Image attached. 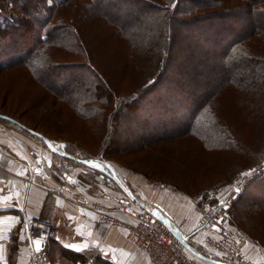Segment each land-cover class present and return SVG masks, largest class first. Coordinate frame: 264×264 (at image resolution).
Here are the masks:
<instances>
[{"label":"rangeland","instance_id":"rangeland-1","mask_svg":"<svg viewBox=\"0 0 264 264\" xmlns=\"http://www.w3.org/2000/svg\"><path fill=\"white\" fill-rule=\"evenodd\" d=\"M195 20L189 23L182 20L176 26L177 37L174 36L170 43L171 58H169V68L165 74L168 80V77H173V73H176L178 69L184 67L190 69L192 64L189 61L190 57L206 59L209 62L206 68L199 67L200 73L197 75L195 72L196 76L192 75L193 80L184 78L182 83L184 86L192 85L195 89L193 95L199 98L201 93L208 89L201 84L203 78L210 76L217 65L213 63L216 59L213 57L214 54L209 53L210 44H205L209 38L208 35L203 32L205 36L202 37L203 40L202 38L200 40L201 34H198V31L202 33V30H205V24L209 18ZM198 21L204 23L203 27L197 24ZM242 23L243 21L238 22L236 27H240ZM196 26L199 27L196 28ZM87 40L91 41L89 36ZM19 43V40H14V44ZM14 44L12 43L10 48L0 44V60L7 58L11 52L17 51ZM102 47L104 46L101 43H97L54 50V57L51 59H54L52 63H55L58 68L55 71H46L45 76L50 78L55 85L56 79L59 82L66 79L60 74L57 75L58 71L67 72L70 70L73 72L78 83L80 82V87L85 91L79 96V101L76 97L70 98L68 101L62 100L42 81L34 79L23 65L0 70V112L13 115L23 123L40 132H45L53 144L65 145L62 150L72 156H67L68 159L63 161V154H59L63 161L62 168L66 171L76 169L78 166L85 167L80 163V159L87 156L98 160V163H109V168H114L116 176L123 175L126 178L129 189L132 187L139 196L141 195V198L151 202L157 201V206L161 205L165 211L168 210L172 223L180 230L184 228L188 233L195 229L200 233L203 229L204 243H207L209 236H219V231L211 229L209 223L200 229L211 206L219 198L228 195L232 183L244 182L245 187L247 182L243 193L237 195L236 192H232L224 213L227 212L229 217L228 224L238 230H244L249 235L243 245L250 259L257 264L258 261L247 252L250 244L259 247L261 258L264 259V245L254 238L255 235L258 239L264 240V175H262L264 172V150L263 154L259 156L260 150L264 149V110L256 112L254 116L250 117V113L247 114L244 113V110H240L237 104L231 101V98L227 100L228 111H225L220 104L215 105L217 107L215 113L212 111L208 113L214 119V126L217 125L213 130V140L223 139L230 142L235 139L237 142L230 143L229 149L219 153L216 159L217 151L205 150L196 139L191 140L192 144H188L187 140H172L151 142L147 145L143 143L141 146L143 140H152V137H155L148 133L149 131H144L145 127H142L144 123L152 125L161 119L169 122V117L177 114L179 119L175 121V124L178 126L180 121H183L184 124L187 116L185 111L194 108L195 103L189 104L187 108H185L186 103L182 107L178 105L182 102L181 98L184 94L180 93L177 87H163V83L166 82L163 78L159 80L162 87L159 86L154 91H148L149 93L145 92L146 99L143 102L146 103L142 105L144 107L142 114L136 113L132 118L125 121L120 120L119 125H113V121L109 119L117 110L113 103L114 98L111 99L109 94L112 93L111 89L100 88L102 77L99 75L97 78L94 77L93 70L89 66L83 68H79V66L75 68L74 65L70 68L64 67L70 63L90 60L99 68L100 72L103 71L110 81L111 87V82L119 86V90H121L119 95H127L129 90H133L135 80L131 74L125 73L126 70L122 69L121 63L119 64L118 59L123 60L125 55L119 58L120 56L114 54L115 52L112 50L107 51L104 48L105 50L100 51ZM99 52L100 54H98ZM111 52L112 56L109 55ZM207 58H211V60ZM153 59L157 60L154 65H142L139 74L143 77L138 79V85H136L139 88L144 87L146 83H153L159 76L156 74L165 65L163 56L159 58L156 55ZM114 70L118 73L115 74ZM127 70L130 71L131 68ZM98 85L97 91L100 92V95L91 91L95 90ZM88 88L90 91L87 90V92ZM142 91L141 89L138 93ZM160 104H162V108ZM103 111L108 112V116L102 117ZM256 116L259 117V120L255 119ZM260 121H262L261 124ZM0 124L11 130L17 128L13 126L14 124L2 120H0ZM168 128L171 129V126L169 125ZM17 131L20 135L34 137L40 144L48 146L43 136L38 139L32 134H25L20 128ZM116 134L121 135L122 140H114L113 137L118 136ZM121 142H124L123 146H121ZM250 144H253L254 148ZM115 145L120 146V148L118 147L119 151L114 149ZM104 152H108L110 158H106L107 154L105 155ZM90 166L93 170H89V175L91 184L94 185L98 179L95 177L96 167L92 164ZM245 173L247 175H244ZM110 178L112 179V177ZM112 180L111 182V180L105 179V183L111 182L115 185L118 183L116 179ZM251 186L254 188L249 191ZM242 201L251 204V208L239 210L236 213L238 216L236 218L235 211L241 206ZM188 242H190L189 239ZM215 256L218 258L220 252L219 254L216 252ZM199 261L202 264H213L200 259ZM145 262L153 264L146 257ZM258 263L264 264V261Z\"/></svg>","mask_w":264,"mask_h":264},{"label":"trees","instance_id":"trees-1","mask_svg":"<svg viewBox=\"0 0 264 264\" xmlns=\"http://www.w3.org/2000/svg\"><path fill=\"white\" fill-rule=\"evenodd\" d=\"M197 18H209L205 24L206 31L202 30V33L198 31V34H201L198 36L199 39L205 36L203 32L208 35L205 44H210L209 53L214 54L213 57L216 59L213 63L217 65L210 76L203 78L201 84L208 89L202 92L199 98L193 95L195 89L192 85L184 86L182 83L184 78L193 80V76L200 73L199 67L206 68L209 63L206 59L190 57L189 61L192 63L190 69L180 68L173 73V77H168V80L165 74L171 58L170 43L174 36L177 37L176 26L182 20L189 23L196 21ZM240 21L243 23L237 28L236 24ZM197 24L201 27L204 25L199 21ZM88 36L93 42L87 40ZM14 40H19L20 43L14 44ZM12 43L17 51L0 60V70L23 65L34 79L42 81L65 101L75 97L79 101V96L85 91L70 70L58 71L57 75L60 74L66 79L60 82L56 79L55 85L50 78H46V71L51 72L58 68L52 63L54 59H51L54 57V50L69 49L74 45L101 43L104 47L100 48V51L106 48L107 51H114L119 58L125 55L123 60L118 59L119 64L121 63L122 69L126 70L125 73L131 74L135 80L133 90H129L127 95H119L121 92L119 86L111 82V87L103 71L100 72L90 60L64 65L67 68L73 65L75 68L89 66L94 77L97 78L98 75L102 77L100 88L111 89L112 93L109 94L111 99L114 98L113 103L117 110L109 119L113 121V125H119L120 120L132 118L136 113L142 114L144 108L142 105L146 103L143 102L146 99L145 92L156 90L161 86L159 80L163 78L166 80L163 87H177L178 91L184 94L182 102L178 105L182 107L186 103L187 108L189 104L195 103L194 108L185 111L187 116L184 124L183 121H180L178 126L175 124L179 119L177 114L171 115L169 122L161 119L152 125L144 123L142 126L145 127L144 131H149L148 133L155 137H152V140H143L141 146L143 143L147 145L151 142L172 140H187L188 144H192L191 140L196 139L205 150L217 151L216 159L219 153L229 149L230 143L237 142L235 139L230 142L223 139L213 140V130L217 125L214 126V119L208 113L210 111L215 113L217 108L215 105L220 104L228 111L227 100L231 98L240 110L250 113V117L264 110V0H52V3H48L47 0H0V44L10 48ZM112 54L109 53L110 56ZM156 55L159 58L163 56L165 65L156 74L159 76L153 83H146L148 85L146 88V85L139 88L136 85L138 79L143 77L139 74L142 65H154L157 60L153 58ZM59 66L63 67L61 64ZM128 68L131 70L128 71ZM113 72L118 73L116 70ZM99 85L95 90H91L96 95H100L97 91ZM141 89L143 91L138 93ZM87 90L90 91V88ZM3 113L0 112V120L14 124L17 130L20 128L27 135L32 134L38 139L40 136L35 132L48 135L13 115ZM101 115L108 116V112L103 111ZM255 119L259 120V117L256 116ZM169 125L171 129L168 128ZM116 135L118 136H114V140H122L121 135ZM123 143L121 142V146ZM252 145L250 144L254 148ZM118 147L120 148L115 145L114 149L119 151ZM263 150H260L259 156L263 154ZM104 153L107 154L106 158H110L108 152ZM57 155L59 156L58 152L55 153L56 157ZM67 159L66 155L62 156L63 161ZM89 160L93 159L87 156L81 158L80 163L90 166L84 163ZM95 169V176H99L102 172L98 168ZM262 173L264 175V172ZM79 178L84 182L89 180L84 175H80ZM253 188L251 186L249 191ZM247 207L251 208V204L242 201L241 206L235 211L236 218L238 217L236 213L239 210H247ZM254 238L264 245V240L258 239L255 235ZM58 251L54 254L55 257L67 256L75 263L116 264L95 249L83 253L60 245Z\"/></svg>","mask_w":264,"mask_h":264},{"label":"crops","instance_id":"crops-1","mask_svg":"<svg viewBox=\"0 0 264 264\" xmlns=\"http://www.w3.org/2000/svg\"><path fill=\"white\" fill-rule=\"evenodd\" d=\"M52 145L59 146L53 142ZM55 153L49 144L44 146L29 136L20 135L16 129L0 124V257H3L0 264H24L31 255L32 248H35L34 240L29 237L24 223V217L31 212L50 217L58 224L55 240L42 242V250L48 259L46 264H81L67 256L55 257L60 245L77 251L76 248L66 247L68 244L80 247L82 250L78 252L98 250L103 257L116 264H146L145 254L137 248L134 237L127 235L122 227L98 221L89 205L92 199L111 203L126 193L139 195L132 187H127L126 178L118 175L112 179H116L119 186L118 183L112 184L108 173L112 169L109 168L107 171L100 170L102 173L95 176L98 179L93 185L89 175V170H93L91 166H78L66 171L60 167L63 161ZM99 164L106 166L104 162ZM80 175L89 179L83 181L85 186L78 183ZM105 179L111 182L105 183ZM98 189L106 195L98 197ZM78 193L83 194L87 201L82 204L77 202ZM153 202L158 205L157 201ZM182 230L192 243L189 242L191 247L199 250L204 257L216 260L215 249L202 239L203 229L200 233L195 229L188 233L184 228ZM85 244L89 247L84 248ZM258 248L250 244L247 252L258 262H263Z\"/></svg>","mask_w":264,"mask_h":264},{"label":"built area","instance_id":"built-area-1","mask_svg":"<svg viewBox=\"0 0 264 264\" xmlns=\"http://www.w3.org/2000/svg\"><path fill=\"white\" fill-rule=\"evenodd\" d=\"M108 173L110 177L116 178L115 171L109 170ZM68 176H71L70 173ZM230 188L231 191L226 197L219 198L211 206L202 223V227L209 223L211 229L219 231L218 237L209 236L207 241L218 254L220 252L216 260L204 257L196 248L187 246L184 242L186 237L179 228L172 222L167 223L159 219L153 212L157 205L139 195L126 193L111 203L92 199L89 200V205L101 223L107 222L126 229L127 235L134 237L137 248L144 252L150 263L202 264L200 259L213 264H255L243 245L249 235L244 230H238L228 224L229 217L227 212L224 213L232 192L237 195L243 193L244 182H234ZM96 192L98 197L106 195L102 189ZM75 200L81 204L87 201L81 193L76 194ZM24 223L29 237L33 240L41 238L45 243L55 239L58 234L57 222L39 213L28 214L24 217ZM40 225L43 227H39ZM47 260V254L43 250L36 253L35 248H32V253L24 264H46Z\"/></svg>","mask_w":264,"mask_h":264},{"label":"water","instance_id":"water-1","mask_svg":"<svg viewBox=\"0 0 264 264\" xmlns=\"http://www.w3.org/2000/svg\"><path fill=\"white\" fill-rule=\"evenodd\" d=\"M38 136H43L45 138V140L47 141L48 144H51L52 145V142L51 140L47 137V136H44L42 135L41 133H38V132H35ZM53 146V145H52ZM52 149V147H51ZM56 153H60V154H63V155H66L68 157H72L69 153L67 152H64V151H55ZM92 162L94 163H97L98 164V160L96 159H93L91 160ZM102 170H104V168L102 166L98 167ZM69 178L72 180L73 177L69 176ZM78 183L82 184V185H86L81 179H78ZM154 214L159 218V219H162L164 221H166L167 223H171L172 222V219H170L169 215H168V212L164 210V208L160 205V206H157L156 208H154L153 210ZM184 242L187 246L190 247V244L188 243V241L186 239H184Z\"/></svg>","mask_w":264,"mask_h":264},{"label":"snow or ice","instance_id":"snow-or-ice-1","mask_svg":"<svg viewBox=\"0 0 264 264\" xmlns=\"http://www.w3.org/2000/svg\"><path fill=\"white\" fill-rule=\"evenodd\" d=\"M48 3H52V0H47ZM50 147H52L53 151H60L61 149H63L65 147V145H59V146H52L51 144H49ZM84 163H88V164H92V166L94 167H100L99 164H93V162L91 161H84ZM39 171V170H38ZM244 175H247V173H245ZM39 227H43L42 225H40ZM215 227V225H214ZM21 239H23V236H21ZM57 239H59V237H57ZM34 247H35V252L39 253L42 251V240L41 238H36L34 241ZM66 247H70V248H76L77 251H81L82 249L80 247H78L75 244H68L66 245ZM89 246L87 244L84 245V248H88ZM0 261H3V257H0Z\"/></svg>","mask_w":264,"mask_h":264}]
</instances>
